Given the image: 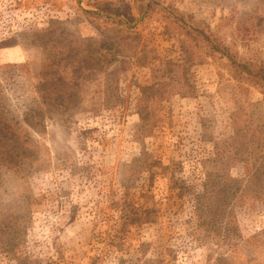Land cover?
Wrapping results in <instances>:
<instances>
[{"label":"rangeland","instance_id":"1","mask_svg":"<svg viewBox=\"0 0 264 264\" xmlns=\"http://www.w3.org/2000/svg\"><path fill=\"white\" fill-rule=\"evenodd\" d=\"M261 75L264 0H0V264H264Z\"/></svg>","mask_w":264,"mask_h":264},{"label":"trees","instance_id":"2","mask_svg":"<svg viewBox=\"0 0 264 264\" xmlns=\"http://www.w3.org/2000/svg\"><path fill=\"white\" fill-rule=\"evenodd\" d=\"M150 8V3H147L146 5L142 4L141 8H140V11H142L144 14L147 13L148 9ZM94 14L98 15V16H101V13L99 11H93ZM103 17L106 18V20H112L111 17L112 15H110L109 13L103 15ZM115 20V23L116 24H121V21L119 19H113ZM244 68L247 67V65H243ZM255 71V69H254ZM260 71L258 70L257 72L255 71L253 76L256 77V76H259L260 75ZM261 78L264 80V75H261Z\"/></svg>","mask_w":264,"mask_h":264}]
</instances>
